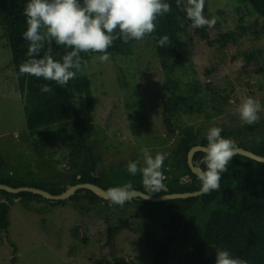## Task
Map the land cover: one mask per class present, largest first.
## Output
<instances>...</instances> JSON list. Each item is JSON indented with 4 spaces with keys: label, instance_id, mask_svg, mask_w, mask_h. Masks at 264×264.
I'll return each instance as SVG.
<instances>
[{
    "label": "rangeland",
    "instance_id": "374dc122",
    "mask_svg": "<svg viewBox=\"0 0 264 264\" xmlns=\"http://www.w3.org/2000/svg\"><path fill=\"white\" fill-rule=\"evenodd\" d=\"M205 8V18L216 21L211 27L204 26L212 41L228 31L246 30L225 46L217 42L209 45L195 32V26L190 31L194 41L185 58L188 72L192 73L188 68L192 64L200 80L217 87L230 104L223 105L225 112L211 120L199 113L183 114L179 123L195 124L204 136L213 126H234L242 122L238 105L251 96L261 104L256 123L264 132V70H258L260 66L264 69V55H258L257 61L245 59L249 50L264 51V35L247 29L255 16L238 0H205ZM100 55H93L81 68L92 81V106L80 98L82 95H77L76 104L81 117L88 121L89 140L101 158L98 171L113 172L104 179L118 188L135 182L126 165L144 158L143 148L147 147L153 157L157 153L171 156L178 136L166 133L162 120L163 104L170 91L151 41L138 40L129 56H110L107 62H101ZM24 109L11 50L0 24V175L13 173L26 186L66 182L78 171L69 168V152L63 140L54 128L51 138L44 136L45 128L30 135ZM40 139L44 145L39 147L35 142ZM125 169L126 173L114 174ZM3 201L9 207V226L0 232V264H152L153 253L137 228L152 230L157 237L168 233L165 207L146 199H130L121 206L111 200L91 202L83 195L58 204L25 200L0 191V203ZM110 226L122 229L108 244ZM183 253L178 246L170 264L181 263Z\"/></svg>",
    "mask_w": 264,
    "mask_h": 264
},
{
    "label": "trees",
    "instance_id": "16d2710c",
    "mask_svg": "<svg viewBox=\"0 0 264 264\" xmlns=\"http://www.w3.org/2000/svg\"><path fill=\"white\" fill-rule=\"evenodd\" d=\"M164 2L171 5V11L157 18L156 31L145 38L151 41L156 51L165 76V85L170 91L162 109L166 133L178 137L172 155H165L162 169L165 176L164 187L160 191L146 190L142 173L138 172L134 176L135 182L132 183V189L151 195L193 192L201 189V181L189 167L187 158L193 146H206L207 139L195 124H180V116L199 113L211 120L225 112L223 105L230 104L228 97L225 94L220 95L217 87L200 80L192 64L188 67L191 68L192 73L188 72L185 58L190 43L194 41L193 34L190 33L193 23L182 10L183 3L181 7H177L176 0H164ZM238 2L245 4L250 14L255 16V20L247 26V29L258 32V36L264 35V0H238ZM27 3L28 0H0V24L5 29L18 88L22 92L27 128L32 136L42 133V129L45 128L44 136L47 135L49 138L55 129L54 133L63 140L65 149L69 152V168H75L78 171L66 179L67 183L64 181L65 183L34 186L46 189L53 194L63 192L66 189L65 184L74 185L84 182L99 184L107 190L113 189V186L106 183L104 179V176L113 172L99 173L98 166L101 158L95 144L89 140L91 132L88 129V121L86 117H81V111L76 104L77 95H82L80 98H85L92 106L90 77L80 70L77 71L75 79L70 80L65 86H60L54 81L21 74L19 71L20 64L27 59L28 42L22 37V33L27 29L26 17L23 14ZM195 32L207 40L209 45L217 42L225 46L227 42L237 40L238 35L245 34L246 30L238 33L228 31L214 41L210 39L204 26L196 27ZM164 35L169 36V43L160 47L158 39ZM137 41L132 39L124 43L122 39H117L108 52L110 56L132 55ZM47 47L48 45L45 44V49L40 53L41 56ZM51 47L52 55L58 60L72 50L56 45L54 41ZM95 54L99 53L81 52V68ZM258 55H264V51L249 50L245 52V59L247 62L257 61ZM258 70L264 69L260 66ZM45 84L52 88V92L41 91ZM219 127L223 129L221 135L233 139L237 147H243L264 156V132L259 124L248 125L240 122L234 126L223 124ZM35 145L39 147L44 145L43 139L36 141ZM35 149L39 153L37 146ZM203 155L204 152H197L193 158V163L202 169L206 167L199 164ZM121 173H126V169L114 174ZM221 176L219 190L203 193L197 197L152 202L163 205L165 216L168 217L164 223L168 233L163 237H157L154 231L143 229L141 226L137 228V232L144 238L146 246L153 253L152 264H170L173 251L178 246L184 249L179 264H215L216 250H228L233 257L246 259L248 264H264V163L237 154L229 163L228 170ZM0 183L13 187L27 185L10 172L7 175H0ZM0 191L14 197H23L25 200L44 199L52 202L31 192L14 194L5 190ZM84 196L91 202L102 200L92 191H88V194ZM81 197L75 195L72 199L78 200ZM66 201L53 202L62 204ZM211 208L215 209L210 210ZM8 216L9 207L3 201L0 203V232L8 228ZM196 220H199L198 224ZM121 229L122 226H110L106 243L110 244Z\"/></svg>",
    "mask_w": 264,
    "mask_h": 264
},
{
    "label": "clouds",
    "instance_id": "9594fccd",
    "mask_svg": "<svg viewBox=\"0 0 264 264\" xmlns=\"http://www.w3.org/2000/svg\"><path fill=\"white\" fill-rule=\"evenodd\" d=\"M177 7L183 3V11L193 26L211 27L215 18H205L203 10L205 0H176ZM171 11V5L164 0H28L23 14L26 17L27 29L22 37L28 42L25 59L19 67L21 74L54 81L65 86L76 78L81 70V52L102 53L101 62L110 59L108 49L117 39L124 43L129 40H143L145 36L156 31V20ZM53 41L71 51L61 59L52 55ZM169 43V36L158 39L160 47ZM48 45L41 56L40 53ZM75 69V71H73ZM41 91L52 92L45 84ZM237 111L244 124H254L259 120L261 104L251 96H246L238 105ZM223 129L213 126L207 130V144L204 155L199 161L206 167L198 173L201 181V191L209 193L219 190L221 174L228 170V165L237 155L236 143L231 138L221 135ZM143 152V167L139 161H129L127 171L135 176L142 173L143 185L150 192L160 191L164 185L163 164L165 156L157 153L154 157L145 147ZM132 184L109 190L111 201L121 206L131 198ZM215 264H248L243 258L233 257L228 250L215 251Z\"/></svg>",
    "mask_w": 264,
    "mask_h": 264
},
{
    "label": "water",
    "instance_id": "95a60500",
    "mask_svg": "<svg viewBox=\"0 0 264 264\" xmlns=\"http://www.w3.org/2000/svg\"><path fill=\"white\" fill-rule=\"evenodd\" d=\"M203 148H204V145H195L188 152V164L191 170L193 171V173H195L196 175H198L199 170L202 168L199 166H196L193 163V158L197 152H204ZM237 149H238L237 154L244 155L252 159H255L259 162L264 163L263 155H259L243 147H237ZM0 190H5L7 192L14 193V194H18L21 192H31L33 194L41 195L42 197L53 200V201L67 200V199H70L77 192H80V190H90L104 200H111V197L109 195V190L103 188L99 184L90 183V182L69 185L67 186L65 191L59 194H53L50 191L40 188V187H34V186L13 187L5 183H0ZM202 194L203 192L201 191V189L198 191H193V192H175V193H166L163 195H151L141 190L132 189L131 198H140V199H144V200L146 199V200L153 201V202H162V201H166L170 199L196 197Z\"/></svg>",
    "mask_w": 264,
    "mask_h": 264
},
{
    "label": "flooded vegetation",
    "instance_id": "af4514ba",
    "mask_svg": "<svg viewBox=\"0 0 264 264\" xmlns=\"http://www.w3.org/2000/svg\"><path fill=\"white\" fill-rule=\"evenodd\" d=\"M165 156V155H164ZM143 159L144 158H141L140 160H139V166L140 167H143ZM187 161H188V158H187ZM189 165V164H188ZM197 166V165H196ZM190 167V166H189ZM185 179H187V177L185 178ZM85 183V182H84ZM45 184V183H44ZM76 184H78V183H76ZM66 185V188H67V186H69V185H71V184H65ZM200 190V189H199ZM65 191V190H64ZM88 191H90V190H80V192H77L76 194H74L73 196H75V195H80V196H82L83 197V195H86V194H88ZM196 191H198V190H196ZM62 193V192H61ZM83 194V195H82ZM41 196V195H40ZM72 196V197H73ZM200 196V195H199ZM72 197H71V199H72ZM81 197V198H82ZM99 197V196H98ZM197 197V196H196ZM47 199V198H46ZM100 199H102V198H100ZM35 200H40V199H35ZM68 200V199H67ZM102 200H104V199H102ZM53 201V200H52ZM61 201V200H60Z\"/></svg>",
    "mask_w": 264,
    "mask_h": 264
}]
</instances>
